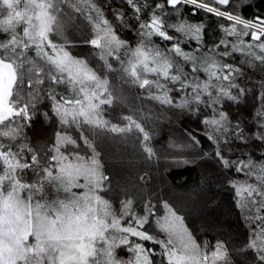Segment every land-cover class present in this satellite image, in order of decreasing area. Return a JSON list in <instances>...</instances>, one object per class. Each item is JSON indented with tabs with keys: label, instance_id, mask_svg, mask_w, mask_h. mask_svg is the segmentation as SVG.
<instances>
[{
	"label": "snow or ice",
	"instance_id": "6c2138e0",
	"mask_svg": "<svg viewBox=\"0 0 264 264\" xmlns=\"http://www.w3.org/2000/svg\"><path fill=\"white\" fill-rule=\"evenodd\" d=\"M65 2L0 0V33L7 36L0 41V264H154V257L158 264H233L223 241H217L210 254L206 243L203 247L198 244L180 210L168 201L161 203L163 216L157 215V205L151 200H145L137 213L132 199L119 200L117 214L105 199L110 177L93 140L85 133L128 134L135 130L141 150L148 159L156 158L150 132L131 116L121 117L126 121L123 127L104 118L105 106L111 107L115 99L108 73L119 72L126 83L149 90V99L195 110L205 129L200 135L213 145V152L204 153L205 157L214 156L223 168L236 173L247 170L249 176L256 174L257 164L250 156L230 161L221 144L231 140L246 143L248 139L264 143V92L258 93L251 136L245 135L239 122L232 123L223 101L238 103L245 95V89L235 82L243 73L234 63L226 62L234 53L251 57L246 61L249 65L258 61L264 66V16L246 19L234 14L238 7L234 0H152L151 4L124 0L132 13L129 20L137 24L138 38L133 45L120 38L97 3L81 0L82 7L75 10L91 25L92 35L83 44L95 50L102 64L97 71L87 59L69 51L77 45L54 39L63 35ZM185 8L192 17L204 12L230 22L227 28L221 26L224 38L206 46L205 25L190 22L181 12ZM111 11L115 20L124 22L127 13ZM249 35L251 43L245 44L243 38ZM154 37L166 41L167 47H159ZM228 37H236L237 42L231 43ZM254 48L260 50L259 55ZM29 49L34 50L35 58L28 55ZM110 58L118 68L112 67ZM46 82L50 86L44 95L60 127L51 145L34 147L25 129L31 127L36 98ZM25 85L30 90L27 101L19 96ZM60 85L66 87L67 96L55 91ZM173 89L180 95L179 101L172 99ZM201 108L207 112H200ZM41 115L51 119L47 112ZM73 129L78 138L72 136ZM189 139L200 145L195 136L189 134ZM26 171L36 177L34 182L23 180ZM259 171L258 184L229 183L238 206L247 209L259 204L254 218L259 223L250 228L239 251L252 250L255 264H264V216L259 215L264 212V163L259 164ZM153 222L163 238L150 234ZM144 242L154 247L146 248ZM121 249L127 259L119 255Z\"/></svg>",
	"mask_w": 264,
	"mask_h": 264
},
{
	"label": "trees",
	"instance_id": "16d2710c",
	"mask_svg": "<svg viewBox=\"0 0 264 264\" xmlns=\"http://www.w3.org/2000/svg\"><path fill=\"white\" fill-rule=\"evenodd\" d=\"M93 2L101 7L106 18L116 28L120 38L134 45L138 38L137 24L136 21L129 20L132 13L129 12L124 0H93ZM203 2H208V0H203ZM234 2L238 6L234 14H241L246 19L254 18L257 15L264 16V0H234ZM146 3L151 4L152 0H146ZM62 7L65 13L61 17L64 31L62 36L54 39L57 41L67 39L77 45L69 48V51L74 56L87 59L93 68L100 71L102 64L94 55L95 50L83 44V40L92 35V29L84 16L75 10L76 7H82L81 0H66ZM112 9L127 13L123 23L114 19ZM169 11L171 10L169 9ZM181 12L190 22H202L205 25L204 44L208 47L224 38L221 26L225 28L230 26V22L224 18H217L204 12L196 17L188 15L186 8L181 9ZM141 18L145 19L146 17L142 15ZM171 22H176L175 17ZM6 39L7 36L0 33V41ZM250 39L243 38L245 44L251 43ZM153 40L162 49L167 47L166 41L156 37ZM228 40L231 43L237 42L236 37H228ZM261 41H264V37H261ZM195 47V43H192L191 48ZM189 50L186 49V51ZM252 51L257 55L260 54L259 49L254 48ZM28 55L35 58L33 53H28ZM250 59L251 57L242 53H234L226 61L234 63L243 73L235 82L245 89V95L239 97L238 103L227 99L223 101L224 110L228 112L230 120L233 124L239 122L246 136H251L255 130L253 115L259 107L258 93L264 92V87H261L264 84V66H261L258 61H253V64L249 65L246 61ZM110 62L113 68L119 67L111 58ZM177 63H180L184 70L188 71L182 61L177 59ZM120 77L121 73L119 72L108 73V78L117 82L111 83V85L116 84L119 89L124 90L123 94L127 93L126 97L129 99H127L126 105L117 104L114 100L111 107L104 108V118L123 127L126 121H123L121 117L131 116L133 120L150 132L151 146L156 153V158H147L141 150L140 136L135 130L124 134L125 140L119 145L115 144L116 142L108 135L86 132L85 134L93 140L101 155L105 174L110 177V191L105 199L110 200L117 214L120 211L119 200L132 199L133 207L136 208L137 213L140 212V206L145 200H151L153 204L157 205L158 216L164 215L161 203L168 201L174 208L180 210L179 214L184 217L185 225L202 247L206 243L207 250H213L217 241H223L231 255L233 264H255V254L252 250L241 252L239 249L248 240L250 228H255L256 224L253 221L250 222L242 208L238 206L235 190L229 183L248 178L245 174L247 170L244 174L236 173L234 170L223 168L214 156L205 157L203 155L213 152V145L200 135L205 129L200 123L201 116L195 110L174 108L163 105L157 100L149 99V90L126 83ZM200 79H205L204 75H200ZM25 80H27V76H25ZM49 86L46 82L39 89L40 95L36 98L35 117L31 127L25 129L27 139L34 147L51 145L54 133L60 127L56 118L52 116L50 102L44 95L45 89ZM178 86L176 85V87ZM168 87L172 88L173 85L169 83ZM29 91L26 85L20 88V98L27 101ZM55 91L65 96L68 95L64 85L57 86ZM155 91L154 88L151 89V92ZM113 92L115 93L114 90ZM233 94H236L235 91ZM172 99L180 100V95H177L174 89ZM45 112L51 119H46L41 115ZM200 112H207V109L201 108ZM71 134L74 138H78L75 129ZM189 134L200 141L199 146L192 143ZM5 142L7 141L5 140ZM116 146L119 150H115ZM221 151L230 161L246 160L250 156L257 164V169L259 164L264 163V143L253 139H248L246 143L239 140H231L227 144L222 143ZM22 177L31 183L36 179L30 171L23 173ZM140 177H144V180H141ZM258 207L257 204L253 209L256 210ZM149 231L150 234L163 238L159 226L154 222L149 227ZM144 243L146 248L154 247L147 242ZM119 255L125 259L128 258L123 249L119 250ZM153 260L154 264H158L157 257H154Z\"/></svg>",
	"mask_w": 264,
	"mask_h": 264
},
{
	"label": "rangeland",
	"instance_id": "374dc122",
	"mask_svg": "<svg viewBox=\"0 0 264 264\" xmlns=\"http://www.w3.org/2000/svg\"><path fill=\"white\" fill-rule=\"evenodd\" d=\"M18 10H20V9H18ZM0 19H3V16H0ZM18 30H19V28H18ZM247 38H251L250 37V35L247 37ZM251 40V39H250ZM248 42V41H247ZM28 53H33L34 54V50H32V49H29V51H28ZM108 80H109V82H110V87H111V90H112V93H113V96L115 97V101H116V103L117 104H123V105H126V101H127V99H129V98H127L126 96H127V93L124 95L123 93H124V90H122V89H119V87L118 86H116V84H114V85H111V83H117L116 81H112L111 79H109L108 78ZM113 90L115 91V93L113 92ZM105 107H107V106H105ZM106 119V118H105ZM112 124H115V123H113V122H111ZM105 136L106 135H108L112 140H114V142H116L115 144H118L119 145V143L121 144V142L123 143L124 142V134H117V133H103ZM118 142V143H117ZM115 150H119L118 149V147L116 146V148H115ZM121 150V149H120ZM28 173V172H27ZM246 174V173H245ZM260 174V171H259V167H258V169H256V174H254V175H252V176H249V175H247L248 176V178H246V179H244L243 181H240V182H244V181H247V183L248 184H253V185H255V184H258L259 182L257 181V179H256V175H259ZM24 177V176H23ZM22 177V178H23ZM23 180H24V178H23ZM25 182H29V183H31L30 181H27V180H24ZM257 200L259 199L258 197L256 198ZM258 206H259V204H258ZM242 208V207H241ZM254 208V206L253 205H249V207L247 208V209H245V208H242V210H243V212H244V215H246V217L248 218V220H250V222H255L254 224H257V223H259L258 221H256L254 218H255V216L257 215V211L256 210H254L253 209ZM259 215H261V216H264V212H260L259 213ZM162 216H163V214H162ZM249 218H252V219H249ZM185 224V223H184ZM187 227V226H186ZM188 229V228H187ZM189 230V229H188ZM190 231V230H189ZM208 252H209V254H210V252L212 251V250H207Z\"/></svg>",
	"mask_w": 264,
	"mask_h": 264
}]
</instances>
